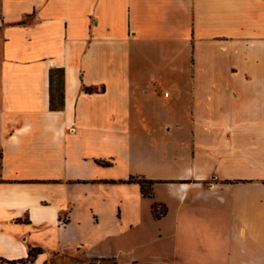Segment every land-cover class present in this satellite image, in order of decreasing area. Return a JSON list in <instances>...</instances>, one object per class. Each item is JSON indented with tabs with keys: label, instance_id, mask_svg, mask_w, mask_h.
<instances>
[{
	"label": "crops",
	"instance_id": "1",
	"mask_svg": "<svg viewBox=\"0 0 264 264\" xmlns=\"http://www.w3.org/2000/svg\"><path fill=\"white\" fill-rule=\"evenodd\" d=\"M94 259L264 264V0H0V260Z\"/></svg>",
	"mask_w": 264,
	"mask_h": 264
},
{
	"label": "trees",
	"instance_id": "2",
	"mask_svg": "<svg viewBox=\"0 0 264 264\" xmlns=\"http://www.w3.org/2000/svg\"><path fill=\"white\" fill-rule=\"evenodd\" d=\"M64 70L63 69H52L50 71V86H51V99L50 107L51 109H60L64 105V93H63V83H64ZM129 181H137L141 184L142 192L145 196L152 197L153 195V183L152 180L146 179H135L131 178ZM167 209L160 203L153 204V213L155 218H160L166 213ZM4 261V260H1ZM5 264L11 263L9 261H4ZM27 262V261H24ZM135 264H154V263H140L134 262Z\"/></svg>",
	"mask_w": 264,
	"mask_h": 264
},
{
	"label": "rangeland",
	"instance_id": "3",
	"mask_svg": "<svg viewBox=\"0 0 264 264\" xmlns=\"http://www.w3.org/2000/svg\"><path fill=\"white\" fill-rule=\"evenodd\" d=\"M63 262L68 264L67 261H63ZM0 264H5V262L0 260ZM89 264H122V263H120L119 261H116L114 259H109V260H95L94 259V260H90ZM130 264H135V263H130Z\"/></svg>",
	"mask_w": 264,
	"mask_h": 264
},
{
	"label": "built area",
	"instance_id": "4",
	"mask_svg": "<svg viewBox=\"0 0 264 264\" xmlns=\"http://www.w3.org/2000/svg\"><path fill=\"white\" fill-rule=\"evenodd\" d=\"M165 95L167 96V95H168V93H165Z\"/></svg>",
	"mask_w": 264,
	"mask_h": 264
},
{
	"label": "bare ground",
	"instance_id": "5",
	"mask_svg": "<svg viewBox=\"0 0 264 264\" xmlns=\"http://www.w3.org/2000/svg\"><path fill=\"white\" fill-rule=\"evenodd\" d=\"M25 257V256H24Z\"/></svg>",
	"mask_w": 264,
	"mask_h": 264
}]
</instances>
